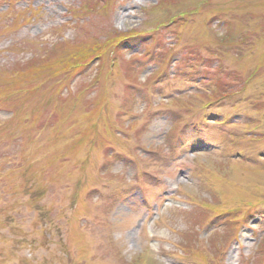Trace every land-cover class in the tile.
Wrapping results in <instances>:
<instances>
[{"label":"rangeland","instance_id":"obj_1","mask_svg":"<svg viewBox=\"0 0 264 264\" xmlns=\"http://www.w3.org/2000/svg\"><path fill=\"white\" fill-rule=\"evenodd\" d=\"M0 264H264V0H0Z\"/></svg>","mask_w":264,"mask_h":264},{"label":"trees","instance_id":"obj_2","mask_svg":"<svg viewBox=\"0 0 264 264\" xmlns=\"http://www.w3.org/2000/svg\"><path fill=\"white\" fill-rule=\"evenodd\" d=\"M104 46H106V42L104 43ZM107 47V46H106Z\"/></svg>","mask_w":264,"mask_h":264}]
</instances>
